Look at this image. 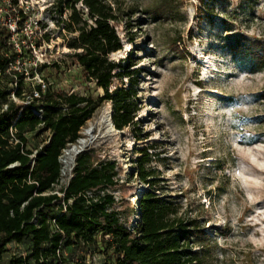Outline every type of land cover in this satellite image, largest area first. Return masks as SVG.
Instances as JSON below:
<instances>
[{
	"label": "rangeland",
	"instance_id": "374dc122",
	"mask_svg": "<svg viewBox=\"0 0 264 264\" xmlns=\"http://www.w3.org/2000/svg\"><path fill=\"white\" fill-rule=\"evenodd\" d=\"M104 1L113 9L121 42L109 59L135 63L130 77L115 78L109 88L133 83L139 107L134 123L121 130L112 125L108 136L84 149L97 161L116 163V184L104 190L115 198L113 209L128 228L134 227L137 197L149 189L137 175L136 159L147 149L145 169L153 172L157 195L171 201L178 216L196 219L205 233L200 238L204 264H264V66L252 70L249 56L242 61L229 46L236 40L264 45V0ZM71 3L18 0L28 14L23 33L33 40L46 32L48 40L32 46L15 66L25 75L26 99L39 79L93 99L96 108L80 128L81 136L100 112L111 122L113 104L98 100L103 89L67 55L77 35L63 28ZM75 7L86 11L81 2ZM9 90L8 96L19 101L14 88ZM48 135L28 133L26 147L38 149ZM60 156L54 186L59 195L76 162L63 174ZM125 202L134 204L129 215ZM192 247L201 248L199 243ZM6 249L0 264L28 253L26 243L10 242ZM101 249L67 248L63 264H104Z\"/></svg>",
	"mask_w": 264,
	"mask_h": 264
},
{
	"label": "trees",
	"instance_id": "16d2710c",
	"mask_svg": "<svg viewBox=\"0 0 264 264\" xmlns=\"http://www.w3.org/2000/svg\"><path fill=\"white\" fill-rule=\"evenodd\" d=\"M67 1L72 2L71 12L63 21V28L77 33L68 43L74 51L67 55L82 68L87 80L95 81L103 89L98 100L112 102L113 127L121 130L130 126L139 108L134 84L109 88L115 78L130 77L135 72L133 61L127 59L121 65L109 59L111 52L121 49L112 23L116 18L112 7L104 0ZM78 2L86 11L75 7ZM1 5L0 261L7 244L16 242L26 243L28 253L11 257L9 264H63L64 250L81 245L102 246L104 264H204V239L200 238H205V233L196 219L178 216L173 203L157 195L153 172L145 169L149 161L147 149H141L136 168L139 179L149 189L137 197L138 219L132 229L113 209V195L104 191L116 184V163L97 161L92 151L77 155L68 185L60 195L54 192L60 177L61 151L78 139L80 128L91 117L96 104L90 96L56 90L50 85L42 92L39 84L35 88L40 97L25 103V75L15 64L23 60L32 46L48 40V35L43 32L28 39L23 33L28 14L18 0H0ZM12 19L14 31L9 26ZM229 46L242 61L249 56L255 64L252 70L264 66L263 44L245 46L236 40ZM53 64L57 66L56 62ZM10 88H14L13 94L19 101L8 96ZM40 131H48V138L31 157L33 150L26 147L27 134ZM14 162L17 165L10 167ZM133 209L134 204L125 202L127 215ZM196 243L201 248L193 249Z\"/></svg>",
	"mask_w": 264,
	"mask_h": 264
},
{
	"label": "bare ground",
	"instance_id": "6f19581e",
	"mask_svg": "<svg viewBox=\"0 0 264 264\" xmlns=\"http://www.w3.org/2000/svg\"><path fill=\"white\" fill-rule=\"evenodd\" d=\"M112 123L105 112H100L92 121H89L81 130V136L69 144L62 152L60 161L62 163V173L65 174L71 168L76 156L84 149L96 141L109 135Z\"/></svg>",
	"mask_w": 264,
	"mask_h": 264
},
{
	"label": "built area",
	"instance_id": "2783aa9c",
	"mask_svg": "<svg viewBox=\"0 0 264 264\" xmlns=\"http://www.w3.org/2000/svg\"><path fill=\"white\" fill-rule=\"evenodd\" d=\"M9 26H10V28H11L12 31L15 30V24H10ZM38 84L40 85V87H41V91H42V92H44V91L48 88V86H49V83L43 81L42 79H39V83H38ZM38 97H40V92H39L38 90L35 89V90L33 91V93L27 97L25 103H29L33 98H38ZM39 111H41V110H39ZM41 147H42V145H41L38 149H40ZM38 149H34V150H33V153L30 154V156H31V157H34V155H35V153L37 152ZM15 165H17V162H14V163L10 164L9 166H10V167H13V166H15ZM70 177H71V176H70ZM70 177H69L68 180L65 182V185H64L63 188H66V186L68 185V181H69ZM58 182H59V181H58ZM87 194H88L89 196H91V195H92V192H91V191H88Z\"/></svg>",
	"mask_w": 264,
	"mask_h": 264
}]
</instances>
